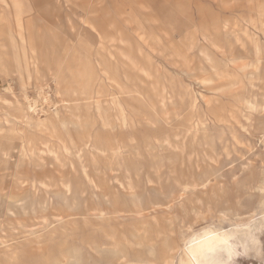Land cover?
Returning a JSON list of instances; mask_svg holds the SVG:
<instances>
[{"label":"rangeland","instance_id":"rangeland-1","mask_svg":"<svg viewBox=\"0 0 264 264\" xmlns=\"http://www.w3.org/2000/svg\"><path fill=\"white\" fill-rule=\"evenodd\" d=\"M263 182L264 0H0V264H264Z\"/></svg>","mask_w":264,"mask_h":264},{"label":"bare ground","instance_id":"bare-ground-1","mask_svg":"<svg viewBox=\"0 0 264 264\" xmlns=\"http://www.w3.org/2000/svg\"><path fill=\"white\" fill-rule=\"evenodd\" d=\"M110 201L116 203V198L113 197ZM238 226H240V224H237L236 228L230 231H222V228L218 225L209 224L199 229L197 232H194V242L192 244H183V247L185 249V257L181 260L180 264H214L211 258L214 256V254L218 253V251L223 249L226 250V254L222 262L224 264H228V259L234 256L233 251L229 248V243L233 239H236V236L239 232ZM252 229L253 228H251V230ZM248 239H246L244 242H247Z\"/></svg>","mask_w":264,"mask_h":264}]
</instances>
